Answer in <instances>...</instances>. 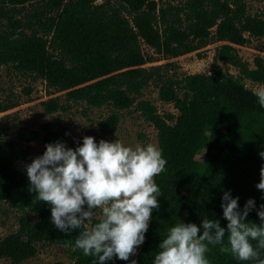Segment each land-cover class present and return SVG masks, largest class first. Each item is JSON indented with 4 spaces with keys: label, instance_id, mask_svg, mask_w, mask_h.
Instances as JSON below:
<instances>
[{
    "label": "trees",
    "instance_id": "trees-1",
    "mask_svg": "<svg viewBox=\"0 0 264 264\" xmlns=\"http://www.w3.org/2000/svg\"><path fill=\"white\" fill-rule=\"evenodd\" d=\"M262 36L264 16L247 14L243 0H187L181 6L162 7L156 0H0V64L41 79L47 89L63 91L67 102L108 105L110 112L96 123L102 135H112L119 111L132 105L156 130L157 146L167 161L165 171L154 177L163 194L157 197L160 207L153 210L136 255L128 261L114 257L105 264H131L133 259L137 264H154L161 238L179 219L197 226L202 219H218L226 228L224 191L239 197L241 210L249 198L254 199L247 220L261 223L257 210L264 205V191L256 185L264 165L259 155L264 151V108L239 77L264 85V64L255 56L253 68L248 67L237 56L236 46ZM211 37L221 41L217 59L233 65L238 76L215 62L208 73L181 77L166 76L158 66H142L149 58L140 43L157 54L176 57L201 48ZM149 83L158 87V99L171 103L176 115L158 114L150 102L138 99ZM30 90L26 87L23 93ZM15 105L0 104V111ZM41 105L45 113L66 108L58 96ZM40 129L45 147L55 133L47 124ZM15 135L26 143L38 138L36 130L22 126ZM83 137L74 138L69 147L82 144ZM27 151L28 146L17 150L0 138V202L26 213L18 218L16 231L0 239V259L19 263L36 253L38 243L48 242L67 248L69 264H97L96 258L74 247L79 230L66 234L57 229L51 207L29 192L27 173L15 167ZM252 243L255 246L256 241ZM219 248L209 246L210 264H256L239 261ZM260 251L264 258V250Z\"/></svg>",
    "mask_w": 264,
    "mask_h": 264
},
{
    "label": "clouds",
    "instance_id": "clouds-1",
    "mask_svg": "<svg viewBox=\"0 0 264 264\" xmlns=\"http://www.w3.org/2000/svg\"><path fill=\"white\" fill-rule=\"evenodd\" d=\"M252 92L264 108V85ZM259 155L264 158V151ZM166 163L162 149L151 143L133 147L118 139L97 143L84 136L73 149L57 141L46 144L43 154L26 165L28 190L51 207L57 229L66 234L79 230L74 247L83 255L96 258L97 264L114 257L128 261L145 240L153 210L160 207L157 197L163 194L154 177L165 171ZM256 187L264 191V165ZM238 200L224 191L226 228L218 219H202L201 226L179 219L161 238L154 264H210L206 256L210 245H219L221 253L239 261L264 264L260 251L264 250V205L257 210L261 221L257 224L247 220L254 199L249 198L243 210ZM97 210L99 219L90 223Z\"/></svg>",
    "mask_w": 264,
    "mask_h": 264
},
{
    "label": "rangeland",
    "instance_id": "rangeland-1",
    "mask_svg": "<svg viewBox=\"0 0 264 264\" xmlns=\"http://www.w3.org/2000/svg\"><path fill=\"white\" fill-rule=\"evenodd\" d=\"M186 1L156 0L157 6L161 7L165 4L181 6ZM243 1L247 14L264 16V0ZM97 2H100V0H97ZM157 27L160 28L159 23ZM210 32L211 34L214 32V27L210 29ZM220 44L221 41H216L211 37L199 49L176 57H167L155 53L152 48L140 43L141 52L146 58H149L142 66L146 69L158 66L160 68L159 71L166 76L181 77L186 73H208L215 62L223 70L233 76H238L239 73L233 65L217 59L216 52ZM236 49L237 56L241 61L247 62L248 67L253 68V58L255 56H260L264 64V36L249 38L247 43L236 46ZM166 63L172 65H166ZM239 79L251 90L260 86V84L243 76H240ZM26 87L31 89L28 94L23 93ZM157 90L158 87L154 83H149L141 89L138 99L150 102L155 106L158 114L171 112L176 115L177 111L171 103L158 99ZM54 96H58L59 102L66 108L45 113L41 102ZM10 102H16V105L0 111V138L11 141L17 150L28 146L25 158L21 162H15V167L25 172L26 165L30 164L35 157L42 155L45 151L42 143L44 131L40 129L41 124H47L48 130L55 133L51 143L61 141L67 147L78 136H92L97 143L101 139L109 142L118 139L125 145L133 147L137 144L147 145L151 143L157 145L156 130L143 119L136 110L135 105L119 111V121L114 133L110 136H105L98 132L96 123L110 112L111 108L108 105L97 108L87 107L83 102H67L64 100L63 91L47 89L41 79H31L16 72L10 64H0V104ZM168 123L171 124L172 121ZM21 126L36 130L38 138L27 143L19 140L15 135V131ZM0 207L3 210L0 213L1 239L5 235L16 231L18 218L26 213L7 202H0ZM29 217L31 220L36 219L35 214L32 213L29 214ZM96 218H99V210H97ZM56 261H61L63 264L70 263L67 248L56 243L42 242L36 245V253L33 256L19 263H12L7 258H1L0 264H53Z\"/></svg>",
    "mask_w": 264,
    "mask_h": 264
}]
</instances>
